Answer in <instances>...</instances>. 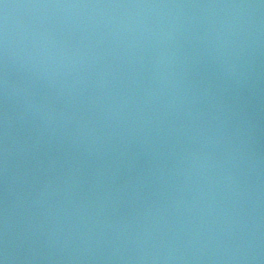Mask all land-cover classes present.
<instances>
[{"label":"clouds","instance_id":"1","mask_svg":"<svg viewBox=\"0 0 264 264\" xmlns=\"http://www.w3.org/2000/svg\"><path fill=\"white\" fill-rule=\"evenodd\" d=\"M0 10V264H264V0Z\"/></svg>","mask_w":264,"mask_h":264},{"label":"water","instance_id":"2","mask_svg":"<svg viewBox=\"0 0 264 264\" xmlns=\"http://www.w3.org/2000/svg\"><path fill=\"white\" fill-rule=\"evenodd\" d=\"M9 3H18L21 2V0H7ZM0 15H2V10H0ZM262 119H264V111H262Z\"/></svg>","mask_w":264,"mask_h":264}]
</instances>
